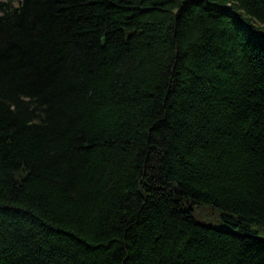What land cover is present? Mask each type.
<instances>
[{
	"label": "trees",
	"instance_id": "trees-1",
	"mask_svg": "<svg viewBox=\"0 0 264 264\" xmlns=\"http://www.w3.org/2000/svg\"><path fill=\"white\" fill-rule=\"evenodd\" d=\"M0 264H264V0H0Z\"/></svg>",
	"mask_w": 264,
	"mask_h": 264
},
{
	"label": "rangeland",
	"instance_id": "rangeland-1",
	"mask_svg": "<svg viewBox=\"0 0 264 264\" xmlns=\"http://www.w3.org/2000/svg\"><path fill=\"white\" fill-rule=\"evenodd\" d=\"M205 207H207L208 209L199 208L200 210L197 209V211H195V213H196V218L198 220L207 223V222L211 221V219L213 217L216 218L217 216H216V214L211 213V211L209 210V208H211L210 206H205Z\"/></svg>",
	"mask_w": 264,
	"mask_h": 264
}]
</instances>
